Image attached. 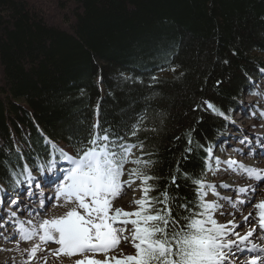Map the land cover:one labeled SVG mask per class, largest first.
I'll return each instance as SVG.
<instances>
[{
	"label": "trees",
	"instance_id": "trees-1",
	"mask_svg": "<svg viewBox=\"0 0 264 264\" xmlns=\"http://www.w3.org/2000/svg\"><path fill=\"white\" fill-rule=\"evenodd\" d=\"M261 69L264 0H0V186L46 164V140L71 148L98 119L125 134L139 125L130 142L154 161L151 195L179 162L169 191L192 199L182 173L208 179L205 149Z\"/></svg>",
	"mask_w": 264,
	"mask_h": 264
},
{
	"label": "snow or ice",
	"instance_id": "snow-or-ice-1",
	"mask_svg": "<svg viewBox=\"0 0 264 264\" xmlns=\"http://www.w3.org/2000/svg\"><path fill=\"white\" fill-rule=\"evenodd\" d=\"M203 103L228 119L211 102L205 100ZM139 131L138 124L126 134L102 129L97 119L89 135L73 143L71 148L46 140L52 149L46 154V166L29 168L26 163L22 166L24 182L29 188L41 187L33 175L39 171L44 183L54 187V196L39 200V208L26 220L29 227H25L24 221L16 220L17 232L9 238L15 241V250L25 257L20 264H237V261L240 264H264V242H255L257 239L264 241V199L253 203L249 195L256 194V186L236 187L233 200L231 196H222L216 185L207 183L203 176L196 178L184 172L182 178L190 181L194 196L192 199L181 197L169 191L171 186L176 190L181 187L177 183L176 173H180L177 162L170 185L153 196L151 193L157 191V185L150 182L158 181L159 177L147 170L154 161L144 159L149 153H145L143 141L130 142ZM192 144L189 132L183 159L187 160L192 153ZM134 149L139 150V156H134ZM205 151V173L212 172L213 149L208 147ZM58 161L69 167L62 168ZM214 163L215 170L219 171V157H215ZM223 163L228 170H234L239 163V168L249 179L264 187V169L247 167L235 159ZM128 165L133 167L128 168ZM19 175L13 170L9 180L20 185ZM125 176L128 178L124 179ZM219 187L229 189L231 185L221 183ZM128 189L133 194L141 193L139 198L133 195V211L115 206ZM210 194L215 199H210ZM46 201L51 202L52 210H67L49 217ZM244 204L255 209V215L252 211L247 215L241 213L242 219L237 221L236 213L229 211L227 206L235 209ZM9 215L16 218L17 211H11ZM224 216L232 219L221 222L219 217ZM244 225H250L248 230L238 231ZM21 243L25 247L21 248ZM128 245L135 250L134 254L124 251Z\"/></svg>",
	"mask_w": 264,
	"mask_h": 264
},
{
	"label": "rangeland",
	"instance_id": "rangeland-1",
	"mask_svg": "<svg viewBox=\"0 0 264 264\" xmlns=\"http://www.w3.org/2000/svg\"><path fill=\"white\" fill-rule=\"evenodd\" d=\"M54 21H56V22H58L59 24H61V26H63V27H68V25H65L66 24V22H65V20L64 19H61L60 17H58V18H56V19H54ZM1 76V75H0ZM252 81H248V88H247V90L250 92V93H252L253 94V91H252ZM254 92H256V90H254ZM245 94V93H244ZM250 98H248L246 95H244V97H243V99H242V103H241V105H243V107L245 108V107H247L248 105H249V103H250ZM258 101H256L257 103L260 101V99H257ZM257 103H255L254 105H252L251 106V108H252V110H251V112H253V110H254V106H256L257 105ZM250 111V110H249ZM249 111H246V110H244V111H242V109L239 111L238 109H237V111L235 110V112H233V118H232V120L233 121H235L236 122V124H238V125H241V127H243L244 128V125H247V127H249V125L251 126V125H253V124H255L256 126H261V127H264V126H262V125H264V119L262 120V121H258L257 119H255V118H252V116L250 115L247 119H246V117H244V115L242 114V112H244V113H248ZM228 130V132L225 134H223L221 137H220V142L222 141H224V139L227 137V136H229V134H230V127L227 129ZM244 131H250V129L248 130V129H246V127L244 128ZM240 131H235V132H232V134H236V133H239ZM233 142H235L233 139L232 140H230V143H233ZM241 142V141H240ZM238 144V145H237ZM235 146H239V143H237ZM62 147H65V146H63L62 145ZM226 147H229V145L228 146H226ZM226 147L224 148V149H226ZM67 148V147H66ZM230 153V152H229ZM228 153V158H227V160H229V159H232L231 157H230V154ZM140 155V152H139V150H136V149H134V156H139ZM248 155V154H247ZM224 156V151H223V155H220V154H217L216 155V157H219V159H221L222 157ZM240 156V155H239ZM249 156V155H248ZM240 157H243V156H240ZM252 159H254V158H252ZM214 160V159H213ZM212 160V165H213V171L212 172H208V176L210 177L209 178V180L208 181H206L207 183H211V184H215L216 185V187H217V191L218 192H220V194L222 195V196H227V195H230L231 196V189H235L236 187H234L235 186V184H237V182L236 181H228V183L226 182V181H220V176H221V173H220V170L219 171H216L215 170V163H214V161ZM243 160V159H242ZM243 161H247L246 159H244ZM239 164V163H238ZM237 164V165H238ZM45 166H46V164H44ZM248 165H249V163H248ZM128 168H131V167H133V165H128L127 166ZM235 167H237V166H235ZM257 168H262V169H264V167L262 166L261 167V165L259 164L258 165V167ZM220 169H221V166H220ZM237 170H239V169H237ZM227 171H231V170H228L227 169V165H225V169L222 171V172H227ZM242 171V170H241ZM213 172H215V174H213ZM33 175L34 176H36L37 177V180H38V182H40L41 183V188H39V189H37V188H35V186H32L31 188H29V186H28V184L26 183V182H22L20 185H17L15 188H11V189H9V190H5V188H3L2 186H0V205L1 206H3L4 205V203H5V201H6V199H7V197L9 198L8 199V201H10L11 203H12V201H16V199H12L11 197H13L14 198V195H15V197H23V200H25L24 201V203L27 205V206H30V207H36L37 209L39 208V200L40 199H43L44 197H45V193H46V195H48V196H54V191H51V189H53L54 187L53 186H51V185H47V184H43L42 182H44V177L43 176H41V174H40V172L39 171H35L34 173H33ZM49 175H51V173H49ZM128 177L127 176H125L124 177V179H127ZM230 182V183H229ZM236 182V183H235ZM241 182H243V183H246L247 181H241ZM221 183H227V184H229V185H231V187L229 188V189H222V188H220L219 187V185L221 184ZM137 184H139V181L137 182ZM239 186V185H238ZM237 186V187H238ZM133 187L135 188V187H137V185H133ZM257 187H261L258 183H257V186H256V188ZM264 188V187H263ZM24 189V191H22ZM19 190V195H18V191ZM12 192V193H11ZM41 192L44 194L43 196H42V194H41ZM233 192H234V190H233ZM232 192V193H233ZM40 193V195H38L37 196V198L35 199V198H31V196L33 197L34 195H36V194H39ZM262 193H264V191H257L256 192V194L257 195H260V194H262ZM10 194H11V196H10ZM14 194V195H13ZM133 195H135V198H139L140 197V195H141V193L139 192V191H137V192H135V194H133V192H132V190L131 189H128L127 191H126V194L125 195H123L119 200H117L116 202H115V206H120V205H118L119 204V202H122L123 203V206L122 207H124L125 208V210H127V211H133L134 210V206L133 205H131V201H132V199H133ZM250 196H254V195H252V194H249ZM42 196V197H41ZM231 197H236L235 196V194L233 195V196H231ZM263 197H264V195H263ZM209 198L210 199H215V197H212L211 196V194L209 195ZM241 198H243V197H241ZM33 200H35L36 202H34L33 203ZM233 200H235V198H233ZM31 201V202H30ZM252 201H253V203H255V202H257V198H254L253 199V197H252ZM2 203V204H1ZM222 203H223V201H222ZM50 205H51V202L50 201H47V207L49 208V211L47 212V216H49V217H51V216H58V215H61V214H63L67 209L66 208H59V209H56V210H52L51 209V207H50ZM1 206H0V208H1ZM238 206H241L242 208H244L243 210H245L246 208H248V207H250L248 204L247 205H237V207ZM10 206H5V208H4V211L2 210L1 212H2V216L0 215V225L2 226V224L4 223V222H6V220L8 219V217H6V215H9V213H10V211H8V208H9ZM236 207V208H237ZM235 208V209H236ZM251 208V207H250ZM227 209L228 210H232L233 208H231V206L230 205H228L227 206ZM11 211H17L18 213H20V216L21 217H23V213L21 212V210H17V209H13V210H11ZM249 211H252L251 209L249 210ZM33 212H34V210H33ZM254 212H255V209H254ZM235 213H236V211H235ZM3 216H5V219L3 218ZM238 215V213H236V219H237V221H240L241 219H242V217L241 216H239ZM219 219H220V221L221 222H226L227 220H229V219H232V217L231 216H224V217H219ZM16 220L17 219H10V223H9V226L10 225H14L13 223H16ZM6 224V223H5ZM6 226V225H5ZM250 226V225H249ZM249 226H246V225H244L243 226V228L245 227H249ZM130 227V226H129ZM244 228V229H245ZM51 246H53V245H51ZM127 248V247H126ZM128 248H131V250L128 252V254H134V249L131 247V245H128ZM127 248V249H128ZM127 253V252H126ZM246 258V257H245ZM237 263H240V261H237Z\"/></svg>",
	"mask_w": 264,
	"mask_h": 264
},
{
	"label": "bare ground",
	"instance_id": "bare-ground-1",
	"mask_svg": "<svg viewBox=\"0 0 264 264\" xmlns=\"http://www.w3.org/2000/svg\"><path fill=\"white\" fill-rule=\"evenodd\" d=\"M235 112V111H234ZM251 128V126H249V127H247L246 126V129H250ZM238 145V144H237ZM240 146V145H239ZM230 153V157L232 158V159H235V160H237L238 162H239V159H238V157L235 155V153L234 152H231V151H229ZM240 157V156H239ZM240 159H241V157H240ZM247 162V164L246 165H248V161H246ZM250 164H252L251 162L249 163V165ZM236 166V165H235ZM235 166H234V168H235ZM264 167V165H261V167ZM220 173H221V176H220V181H226L227 183H228V181H236L237 182V184H235V186H240V181L242 180L241 178L243 177V178H245L246 179V183L243 185V186H246V185H249L250 183H253V184H250V185H255V186H257V182L254 180V179H249V177H248V175H247V173H242V174H238L237 172H235V170H231V171H227V172H222V171H220ZM242 176V177H241ZM23 182V181H22ZM235 182V183H236ZM43 184H44V182H42ZM230 183V182H229ZM234 186V187H235ZM257 189V191H264V188L263 187H257L256 188ZM5 190L7 191V190H9V189H6L5 188ZM233 190L234 189H231L230 191V193H231V196H233L234 194H235V196H236V193H235V191L233 192ZM22 191H24V189L22 190ZM51 191H54V188L53 189H51ZM18 192V195L20 194L19 193V190L17 191ZM233 192V193H232ZM12 193V192H11ZM41 194H42V196L44 195L42 192H41ZM14 195V194H13ZM38 195H40V193L39 194H36V195H34L33 197L31 196V198H37V196ZM263 195H264V193H262V194H260V195H257V194H255L254 196H251V197H253V199L254 198H257V201L258 200H261V199H264V197H263ZM10 196H11V194H10ZM41 196V197H42ZM46 196H48V195H46L45 194V197ZM227 196H230V195H227ZM12 199H16V201H12V203L10 202V201H8V197H7V199H6V201H5V203H4V205L3 206H1V208H0V215L2 216V210L4 211V208H5V206H10L9 208H8V211H10L11 212V210H13V209H17V210H21V212L23 213V217H21L20 216V213H18L17 212V217L16 218H14V219H19V220H21V221H24L25 222V227L27 228V227H29L28 225H27V223H26V220L29 218V215L30 214H34V212H35V210L37 209L36 207H30V206H27L25 203H24V201L25 200H23V197H15V195H14V198L13 197H11ZM233 198H235V197H233ZM31 202V201H30ZM34 202H36L35 200H33V203ZM2 204V203H1ZM118 205H120V206H123V203L122 202H119V204ZM45 206L47 207V201H46V203H45ZM244 208H242L241 206H238L236 209H232V210H229V211H233V212H235L236 211V213H238V215L239 216H241V213H243L244 215H247V213L249 212V210L251 209L252 210V212H253V214L255 215V212H254V209L253 208H250V207H248V208H246L245 210H243ZM33 210H34V212H33ZM256 211V210H255ZM238 216V217H239ZM6 217H8V219L6 220V222H4L3 224H2V226L0 225V264H14V262H15V264H20V261L22 260V259H24L25 257H22L21 256V254L18 252V251H16L15 250V248H16V244H15V241L14 240H12V239H10L9 237H11L14 233H16L17 232V228H18V224L17 223H13L14 225H10L9 226V223H10V219H13V217H11L10 215H6ZM3 218L5 219V216H3ZM238 219V218H237ZM251 219V218H250ZM6 223V224H5ZM6 225V226H5ZM246 226H249V225H246ZM245 228V227H244ZM244 228H242V229H238V231H241V232H244V231H247L248 230V227H246L245 229ZM257 235H259V232L257 233ZM17 238H18V236H17ZM255 242H257V243H262V242H264V241H261L260 239H257ZM20 247L21 248H23V247H25V244L24 243H21L20 244ZM50 247H56L55 245H53V246H51L50 245ZM127 248H128V246H127ZM126 247L124 248V251L125 252H129L130 250H131V248H128L127 249ZM9 249H11V251H9ZM66 259V258H65ZM246 259V258H245ZM237 264H240V263H237Z\"/></svg>",
	"mask_w": 264,
	"mask_h": 264
}]
</instances>
